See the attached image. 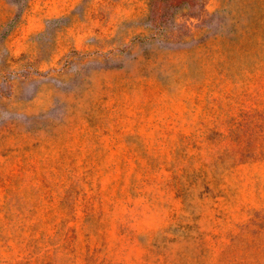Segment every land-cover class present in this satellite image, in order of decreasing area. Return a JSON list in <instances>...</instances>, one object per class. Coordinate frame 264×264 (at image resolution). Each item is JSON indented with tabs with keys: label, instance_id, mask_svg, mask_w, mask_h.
<instances>
[{
	"label": "rangeland",
	"instance_id": "obj_1",
	"mask_svg": "<svg viewBox=\"0 0 264 264\" xmlns=\"http://www.w3.org/2000/svg\"><path fill=\"white\" fill-rule=\"evenodd\" d=\"M0 264H264V0H0Z\"/></svg>",
	"mask_w": 264,
	"mask_h": 264
}]
</instances>
